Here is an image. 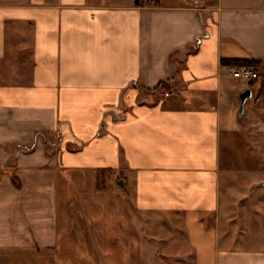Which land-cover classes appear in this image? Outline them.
I'll use <instances>...</instances> for the list:
<instances>
[{
	"label": "crops",
	"instance_id": "obj_1",
	"mask_svg": "<svg viewBox=\"0 0 264 264\" xmlns=\"http://www.w3.org/2000/svg\"><path fill=\"white\" fill-rule=\"evenodd\" d=\"M232 60L259 62L242 123ZM242 127L264 137V0H0V258L71 245L105 213L77 189L114 172L133 215L182 221L195 264H264L220 218Z\"/></svg>",
	"mask_w": 264,
	"mask_h": 264
},
{
	"label": "rangeland",
	"instance_id": "obj_2",
	"mask_svg": "<svg viewBox=\"0 0 264 264\" xmlns=\"http://www.w3.org/2000/svg\"><path fill=\"white\" fill-rule=\"evenodd\" d=\"M173 88L163 90L158 99H171ZM259 140L263 144H257ZM221 156L220 218L225 233L234 234L245 248H264V137L252 135L243 127L238 132L223 133ZM249 175L255 177L250 179ZM121 180L119 174L106 172L94 189H77L91 195L85 199L92 201L93 209L100 207L105 213L101 219L91 214L86 230L78 223L71 245L61 244L54 252L40 247L33 259L12 252L2 256L0 264H195L182 221L133 215ZM82 194L77 192L80 205ZM111 206L113 210L108 209Z\"/></svg>",
	"mask_w": 264,
	"mask_h": 264
},
{
	"label": "built area",
	"instance_id": "obj_3",
	"mask_svg": "<svg viewBox=\"0 0 264 264\" xmlns=\"http://www.w3.org/2000/svg\"><path fill=\"white\" fill-rule=\"evenodd\" d=\"M144 5L151 0H142ZM232 77L240 82L241 88H250V86L260 78V72L257 68L251 66H234L231 68Z\"/></svg>",
	"mask_w": 264,
	"mask_h": 264
},
{
	"label": "trees",
	"instance_id": "obj_4",
	"mask_svg": "<svg viewBox=\"0 0 264 264\" xmlns=\"http://www.w3.org/2000/svg\"><path fill=\"white\" fill-rule=\"evenodd\" d=\"M136 5L137 6H143V1L142 0H135ZM223 64H228L230 66H251V67H258L259 66V62L257 61H248V60H232V61H223ZM173 88L172 85H170L169 82H161L159 83V85L157 86V88L151 92L152 95L156 96L158 98L159 94H162L161 92L166 89H170ZM167 91V90H166ZM101 173H98L97 175V179L99 181V177H100Z\"/></svg>",
	"mask_w": 264,
	"mask_h": 264
},
{
	"label": "water",
	"instance_id": "obj_5",
	"mask_svg": "<svg viewBox=\"0 0 264 264\" xmlns=\"http://www.w3.org/2000/svg\"><path fill=\"white\" fill-rule=\"evenodd\" d=\"M251 98H252V91L250 88H245L239 93L237 97L238 102H239V106H238V119L239 120H242L244 116V112H245V104Z\"/></svg>",
	"mask_w": 264,
	"mask_h": 264
}]
</instances>
